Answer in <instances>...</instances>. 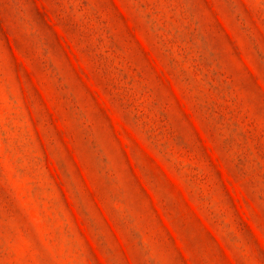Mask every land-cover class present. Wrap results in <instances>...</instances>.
I'll use <instances>...</instances> for the list:
<instances>
[{
    "label": "rangeland",
    "instance_id": "1",
    "mask_svg": "<svg viewBox=\"0 0 264 264\" xmlns=\"http://www.w3.org/2000/svg\"><path fill=\"white\" fill-rule=\"evenodd\" d=\"M0 264H264V0H0Z\"/></svg>",
    "mask_w": 264,
    "mask_h": 264
}]
</instances>
